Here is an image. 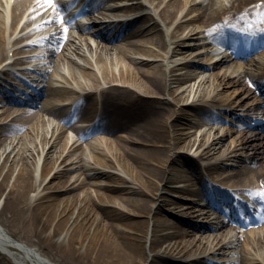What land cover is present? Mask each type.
<instances>
[{
  "label": "bare ground",
  "instance_id": "obj_1",
  "mask_svg": "<svg viewBox=\"0 0 264 264\" xmlns=\"http://www.w3.org/2000/svg\"><path fill=\"white\" fill-rule=\"evenodd\" d=\"M77 1L85 12L75 16L71 12L78 4L72 2L12 0L9 13V0H0V220L8 223L5 230L0 222V264H5L4 255L16 264H57L29 244L61 264H212L199 255L208 251L213 257L224 254L228 245L263 241L264 218L249 217L236 243L215 250L203 242L208 231L224 236L228 221L221 216L234 210L232 201L242 205L238 193L213 190L220 200L216 203L228 207L223 212L210 193L196 190L190 173L195 162L187 153L193 150L199 161L208 160L227 135L210 139L203 132L198 142L195 117L219 124L222 114L228 124L239 126L242 154L233 151L232 160L244 163L251 176H236L231 186H247L244 195L264 213V54L254 72L252 60L235 64L224 56L209 63L212 42L223 34L238 39L237 58L264 44V0H124L129 4L110 6L106 0ZM158 8L155 15L145 11ZM131 13L137 15L128 17ZM75 17L94 25L88 35L95 46L81 32L74 34ZM36 19L38 24L30 27ZM162 27H168V44ZM194 50L200 58L186 60ZM42 59L46 64H40ZM64 63L70 68L56 79L60 88H54L52 76ZM30 73L45 82L30 86L27 101L35 111L21 107L13 96L17 89L12 84H29L20 76ZM44 94L60 100L70 95L63 108L58 102L49 108L58 121L67 122L63 109L72 119L92 123L79 139L101 131L112 140L95 133L94 143L104 149L87 158L79 144L63 140L65 128L52 125L48 131L42 116L50 101L35 100ZM219 163L202 167L217 176ZM99 179L109 184L99 185ZM256 181L260 188L253 186ZM171 196L203 200L208 221L184 220L188 211L174 212ZM263 262L246 255L232 264Z\"/></svg>",
  "mask_w": 264,
  "mask_h": 264
},
{
  "label": "rangeland",
  "instance_id": "obj_2",
  "mask_svg": "<svg viewBox=\"0 0 264 264\" xmlns=\"http://www.w3.org/2000/svg\"><path fill=\"white\" fill-rule=\"evenodd\" d=\"M59 2H62L63 0H57ZM66 2H69L70 0H65ZM75 0H73L72 2H74ZM188 1V0H187ZM107 5H114V4H126L127 1H124V0H106L104 1ZM161 8H158L157 10H155L154 12L158 13V11L160 10ZM145 11H149V10H145ZM140 11H138L139 13ZM137 15V13H131L129 16H135ZM179 15V14H178ZM22 21V20H21ZM20 21V23H21ZM19 23V24H20ZM160 24L161 21H160ZM198 24V23H197ZM33 22L31 21V24L30 26H33ZM62 25V24H60ZM196 25V22H193L191 23L189 26L192 27V26H195ZM174 24L172 23V27L173 28ZM20 27V26H19ZM236 28V27H235ZM162 29L165 31V38L167 40V44L169 43L168 41V38H167V30H165V27H162ZM41 32V31H40ZM39 32V33H40ZM37 34L36 36H39L40 34ZM45 35V34H43ZM42 35V36H43ZM83 36H87V35H83ZM67 37V36H66ZM89 38L88 42L91 43V46H95L96 44V40H94L93 37L91 36H87ZM172 47V46H170ZM152 49H156V47L154 45L151 46ZM34 49H36V47H34ZM43 49H37L36 52H41ZM83 50H84V54L89 56L91 58V53L89 51L88 48L86 47H83ZM198 50H194L192 51V54H190L189 56H186L185 59L186 60H193V59H198L200 58V56L196 55V52ZM189 53V52H188ZM59 54V53H58ZM196 55V57H195ZM56 57V55H55ZM106 59H108V55L105 56ZM74 58V61L78 62V63H83L79 58L77 57H73ZM54 59V57H53ZM203 56H202V60H203ZM42 63L40 64H46L47 60H43L41 61ZM47 65H43L42 68H46ZM70 66L68 64H63L61 66V73L60 71H56L54 72V76H52V84H53V87L54 88H60L58 87L59 85V82H56V79L57 81L60 80V78L62 77V73L63 74H67V71L69 70ZM95 69V68H94ZM33 76L32 73L30 74H24L23 77H28V76ZM50 72L47 74V78L50 76ZM208 75L210 76V74L208 73ZM32 78V77H31ZM38 77H35L34 81H31L34 85L35 84H39L41 81L40 80H43V79H40V80H37ZM28 81H30V78L27 79ZM44 82V80H43ZM48 82V80H47ZM54 82V83H53ZM11 83H13V81H11ZM45 83V82H44ZM61 86V85H59ZM183 87L184 84H183ZM204 89H211V87H208V84H204ZM70 95H66V98L64 100H60L61 98H54L51 96V100L53 99V101L55 102H58L60 103V108H63V106L67 103L68 101V97ZM55 99V100H54ZM57 100V101H56ZM95 102H97L98 104V101L95 99ZM1 106V105H0ZM99 106V104H98ZM61 112L65 115V120L67 121V123H62V122H59L53 115H46V117H44V121L47 123V128H48V131H50V126H57V127H60V128H66L67 125L69 123L71 124H76V125H80L81 123L84 125V122H82L81 120L83 118H79V119H71V117L69 115H67L66 111L65 110H61ZM219 118H221V121H219V124H215V121L214 120H209V119H206L205 117H195V123L198 124V127H196L195 129L192 128L190 131H194L195 130V134H196V131H199L198 132V142H202L201 139L199 138L200 137V134L203 133V132H207L209 135H210V139L214 136V135H218V136H221V135H224V134H227L225 135V138L223 139L222 143H221V147H220V150L217 154H209V158L208 160H204V161H199V159H197V157L191 155V153H187L188 156L191 157V159L195 162V166H194V169L193 170H190V173L193 177V181L195 180L196 182L194 183L195 185V189L196 190H199L200 189H204L205 191H207L208 193V190L207 188L210 187L211 184H213V182L216 180L217 182L221 183V179H227V184L226 186L229 188H227L229 191H231V195L234 196L233 193H238L240 194L241 196V199L243 201L242 205L247 207L249 212H251L252 214H254L256 211H255V207L250 203V201L244 196V191L247 190V188H236V187H233L231 186L232 183L231 181L233 179L236 178H243L244 177H250L251 176V172H249L248 170H245L244 171V163H240V162H234V157L232 156V152L235 151L237 152L238 154H242V149L239 150V142H238V133L237 131L235 130H239V126H232L231 124H228V122L224 121V117L222 114L219 115ZM172 119H170L168 122H171ZM230 129L234 130V133H229L230 132ZM248 129V128H247ZM186 131V130H185ZM95 133L99 134L100 136H98L99 138H101V140L103 141H110L112 140V136H109L105 133H102L101 131H96ZM91 134V135H90ZM86 138H83L81 140H78L77 137L73 138V139H66V137L63 138V140H65L67 143H70V142H77V144H79L81 146V149H83L85 155L87 156V158L90 159V157H92L93 155H97L100 151H102L104 148H102V146H100L99 144H95L94 143V137L92 138H89L90 136H92V134L94 133H90ZM119 136H126L124 132H119L118 134ZM263 138H264V134H263ZM264 140V139H263ZM210 141V140H209ZM107 151V150H106ZM223 155L226 156L225 158L223 157H219L220 155ZM228 159V160H227ZM197 160V161H196ZM222 162V163H219V165L221 166V170L218 172L217 176L213 175V174H210L208 171H205L203 169V165L207 164V163H217V162ZM198 163H199V166H198ZM248 166V165H247ZM182 168V167H181ZM184 169V171H189L187 168H182ZM229 180V181H228ZM97 184L99 185H108L109 182H107L106 180L104 179H99L96 181ZM256 183V182H255ZM255 183H253V186L255 187ZM176 184V183H175ZM180 185H183V183H178ZM185 185V184H184ZM247 187V186H245ZM95 190H97V192L99 193H102L103 195H106V192L104 190H101V189H98V188H95ZM175 195V194H174ZM182 198L184 196H181ZM171 198L176 202L177 205H175V207H173V211L174 212H178V211H188V214L190 215L187 219H184L183 217H179L181 219H184V220H187V221H190L189 219H197V221L199 222H206L208 221L207 219V211L208 209L205 208V202L201 199H198L196 197H189L187 199L184 200V198H176L174 196H171ZM251 205V207H250ZM223 206V207H222ZM221 208H225L224 205H222ZM164 214L168 213V211L165 209V211H163ZM246 211H244V209H240V210H235L234 212H231L230 211V214H226L224 216H221V219H224V220H231V218H238V220L240 222H243L246 218V215H245ZM172 214V213H171ZM238 214V216L236 215ZM230 215V216H229ZM212 217V216H211ZM242 218V219H239V218ZM0 222L3 224V228L6 230V226L8 225L5 224V221H1ZM225 230V235L224 236H219L217 234V232H211V231H208V235L204 236V238H202L203 242H207L208 245H210V247L212 249H215L217 250L218 248H220L221 245H225L229 242H232L234 241V239L236 238V236H239L240 233L242 231L245 230V227H243L240 223L236 222V221H233V222H229L228 225L224 228ZM236 243V241H234ZM23 242H21L22 244ZM24 244V243H23ZM29 245H32L33 248H36L37 250L41 251V253L44 255V256H47L48 258H50L51 260H53L54 262H56L57 264H61V260H59L58 258H55L53 255H49L48 253H45V251L42 249V248H39L37 245L35 244H29ZM214 250V251H215ZM224 250V254H217L213 257H211L210 255V252H206V254H201L199 255L200 258H207L209 260H211V262H214L212 264H232V262L234 260H237L238 258L242 257H246V255L248 257H252L254 255H256L257 257L260 258V260L263 262L264 261V240L263 241H250L249 243L246 244V246H243L242 244L241 245H238V244H235V245H228L226 247L223 248ZM13 254H16L17 252L15 251H12ZM5 259L3 260V262L5 264H16L13 257L11 255H4ZM209 257V258H208ZM61 258V256H60ZM212 258V259H210ZM63 264V263H62ZM264 264V262H263Z\"/></svg>",
  "mask_w": 264,
  "mask_h": 264
},
{
  "label": "snow or ice",
  "instance_id": "obj_3",
  "mask_svg": "<svg viewBox=\"0 0 264 264\" xmlns=\"http://www.w3.org/2000/svg\"><path fill=\"white\" fill-rule=\"evenodd\" d=\"M47 3L52 4L54 3V0H46Z\"/></svg>",
  "mask_w": 264,
  "mask_h": 264
}]
</instances>
